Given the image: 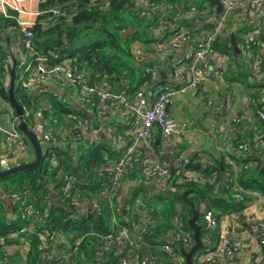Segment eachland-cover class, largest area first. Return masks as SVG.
Here are the masks:
<instances>
[{
	"label": "built area",
	"instance_id": "2783aa9c",
	"mask_svg": "<svg viewBox=\"0 0 264 264\" xmlns=\"http://www.w3.org/2000/svg\"><path fill=\"white\" fill-rule=\"evenodd\" d=\"M23 1L27 0H0L1 11L6 15L8 6L21 13L25 10ZM219 1L220 12L209 0H190L189 8L178 11L166 0H132L141 17L156 19L148 27L152 39L147 42L136 39L130 43L133 57L138 61L152 57L156 62L160 61V65L143 68L145 78L135 89L129 79L120 80L116 87L92 82L71 58L61 59L55 51L42 54L33 48L31 28L37 17L49 12L42 22L47 25L55 16L65 15L62 6L35 9L31 11L33 17L30 20L15 17L17 25L10 26L7 35L11 43L23 44V50L15 48L13 51L17 59L18 82L33 94L39 93L48 83H58L61 90L53 88L55 97L67 107L76 104L80 111V114L72 110L63 113L60 121L49 114L43 117L39 108L22 106L23 118L38 140L63 148L69 145L76 151L72 161L62 162L56 155L52 157L55 177L62 182L61 194L55 196V201L70 206L77 216H98L106 210L110 229L108 233L55 234L54 240L49 242L39 229V222L45 217L41 194L36 192L22 197L3 188L0 206L4 208L8 202L22 203V215L28 224L16 232L0 233V264L10 256V244L18 241L26 246L32 236L37 239L36 249L42 252L40 259L52 264H105L111 255L117 256H114L116 264H160L156 252L144 249L145 236L153 233L152 209L144 204L141 193H136L134 203L137 208L134 210L143 215L139 218L131 216L123 198L126 176L133 170L137 176L128 191L134 194L131 189L138 187L133 186L140 182L139 190L145 187L143 185L148 186L149 192L144 193L146 198L151 194L181 193L184 190L182 184L187 182L209 183L214 185V191H229L241 208L221 213L218 219L217 210L208 208L205 202L200 203L198 212L202 214L208 232L200 237L203 246L192 258L199 264H264V190L238 183L241 172L264 165V0ZM87 3L103 9L108 0H89ZM232 34L239 47L235 54L239 59L232 58L234 54L230 48L233 46L229 42ZM219 40L228 45L215 48ZM5 61L11 63L10 53ZM242 75L250 82L247 86L250 90L242 96L245 113L233 108L237 89L243 83L232 78L240 76L241 79ZM209 81H215L231 100L229 117L224 121L214 115L212 119V114L220 112L223 105L208 95L205 85ZM65 90H70V94L63 96L61 93ZM195 92L204 97L205 113L210 116L207 133L211 134L215 152L222 156L219 173L193 170L188 166L190 151L182 150L177 144L184 137L193 136L194 126L192 121L191 125L171 116L169 104L177 97ZM110 115L119 117L126 128L121 133L118 122L103 138L98 132L104 130L103 122ZM3 118L4 112L0 110L3 139L0 166L6 167L12 159H26L32 150L17 128V116L6 126L2 125ZM103 140L109 151H103L99 160L91 163L92 178L83 181V185L96 186L94 190L84 192L79 188L76 173L64 164L75 168L78 154ZM156 140L162 141L161 150H157ZM180 216L169 217L170 228L159 233L154 238L156 245L149 247L175 264L185 259L181 250L189 251L195 243ZM213 232L216 234L214 239L211 237ZM85 243L91 246L92 255L79 263L78 255L83 252L81 244Z\"/></svg>",
	"mask_w": 264,
	"mask_h": 264
},
{
	"label": "trees",
	"instance_id": "16d2710c",
	"mask_svg": "<svg viewBox=\"0 0 264 264\" xmlns=\"http://www.w3.org/2000/svg\"><path fill=\"white\" fill-rule=\"evenodd\" d=\"M88 1L42 0L40 2L41 10L62 6L61 9L65 11V15L55 16L52 22L47 25H43L42 22L47 19V16L50 14L49 12L42 13L37 17L35 24L31 28L34 33L33 48L42 54L55 51L61 59L71 58L78 69L84 70L89 75L90 81L92 82L97 81L116 87L121 79H129L132 89H135L145 78L143 76V68L153 63L136 60L133 57L129 45L136 39L143 42L152 39L148 27L150 24H154L156 19L153 17H141L135 10L132 0H108V5L103 9L94 5L88 6ZM166 1L173 3L174 9L177 11L190 7L188 5L190 0ZM16 13L15 10L10 8L7 10L6 15L0 12V28L3 31L8 26L17 25L15 19L17 16ZM3 41L4 39L2 37V41H0V93L8 100L5 87L8 86L6 75L9 73V63L4 61L7 51L4 49ZM222 44L228 45V42L224 43L223 40H219L216 42L215 48L219 49ZM227 47L230 48V45ZM230 50L234 55L236 54L234 48H230ZM137 68L139 69L138 71ZM17 71L18 67L16 66L15 74H18L16 73ZM241 77L245 78V75ZM233 79H240V76H235ZM14 94L20 105L26 106L27 108L31 107L32 109L39 97H47L52 108L50 111H42L45 117L48 114H54L62 121L63 113L65 114L70 110H74L73 106L67 107L66 104L61 103L53 92L48 91V89L43 88L39 94H33L28 87L18 82L17 75H15ZM76 111L80 114V111L77 109ZM23 137L33 152L30 142L25 136ZM38 141L42 148L40 165L0 177V190L3 188L10 189L11 191L19 193L22 197L36 192L41 194L44 202L43 209L45 217L43 222H39V229L49 242L54 240L55 234L64 235L67 232L76 234L87 231L108 233L110 224L108 223V212L106 210L98 216H77L75 212L71 211L70 206L55 201V196L61 194L60 187L62 186V182L55 177V161L52 163L51 159L56 155L62 162H67L72 161V155L68 148H63L54 143ZM103 151H109L104 140L96 145L90 146L84 153L81 150L80 152L82 153L78 154L79 157L76 160L77 166L75 168L64 164L65 167L76 173L80 180V190L85 192L88 189H95L96 185L87 187L83 185V181L91 180V163L98 161ZM197 159L196 155H193L188 163V166L193 170L206 173L211 171H218L219 173L222 170V165L218 160L216 162L214 161L213 164H203ZM28 161L32 160L22 159L6 167L0 166V170ZM240 183L243 187H255L264 190V165L242 172ZM182 188L184 191L187 190V198L193 202L197 210L200 209L201 202H205L208 208L217 210V219L221 213L229 210H239L241 208L239 201L234 196H230L229 191H219L218 189L214 191V185L212 184L205 183L198 185L193 182H187L182 184ZM145 189L142 188L139 191ZM134 198L135 193L131 197L132 202ZM150 199L157 202L159 206L155 207L152 211V217L155 221L153 233L145 236L146 243L144 249L156 252L159 255L160 264H175L165 257L163 253H158L155 249H152L153 247H149L156 245L154 238H157L159 232L162 233L164 231L163 228L170 227L168 218L175 214L182 216L185 222V228L192 234L193 238V230L187 224L188 219L192 215V209L188 202L184 199H179L177 194H155L148 200ZM142 200L147 207H151L145 197ZM45 202L49 204L46 209ZM176 203L180 205L179 211L175 208ZM22 208H24L22 203L10 202L5 204L4 208L0 206L1 234L16 232L28 223L27 219L22 215ZM10 216L13 218L8 219ZM199 219L201 222H199ZM199 219L198 223L201 226L200 237H202L208 231L205 229V223L201 213H199ZM124 223L129 226L128 222ZM215 236V232L211 233L213 239ZM36 244L37 239L32 236L27 241L26 246H23L25 256L21 255L24 258L22 263L52 264L50 261L40 259L42 252L36 249ZM81 248H83V252L78 255L79 263L89 259L90 255H92L91 246H88L87 243L81 244ZM65 249L70 250L69 247H65ZM191 261L192 264H199L194 258ZM111 264H116V262L113 261ZM178 264H187L186 259Z\"/></svg>",
	"mask_w": 264,
	"mask_h": 264
},
{
	"label": "crops",
	"instance_id": "0c3cea01",
	"mask_svg": "<svg viewBox=\"0 0 264 264\" xmlns=\"http://www.w3.org/2000/svg\"><path fill=\"white\" fill-rule=\"evenodd\" d=\"M38 2H39L38 0H27L26 2L23 1L22 4L24 5L25 10L21 11V13H18L15 10L17 12L16 13L17 14V17L19 19H22V20H28V19L30 20V19H32L33 15L31 14L32 13L31 11H34L35 9H38V8L40 9V3H38ZM2 7L3 6H2V4L0 2V12L1 13H3L1 11ZM8 9H9V7L7 6L5 8V10L7 11ZM9 27L10 26H8L6 28V30H4V31L0 28V34L2 33V37L4 39V41H3L4 49H5V51H7V54L10 53V46H9V43H7V40H6V37H5L4 33L8 34L7 33V30H8ZM234 33H236V31H233V34ZM229 42L231 44V36H229ZM20 43L21 42H17L16 44L10 43L11 44V47H12V50L15 51V48L20 49V47H19V44ZM236 43H237V40H236ZM238 52H236V54ZM152 58H149V59H147L145 61H141V62H145V63L146 62H151V63H153L155 65H160V61L159 62H156V59H152ZM232 58L233 59H239L240 57H237L236 55H233ZM10 66H11V63L9 64V68H8L9 73H7V75H6L7 82H8V86H6L5 89L7 90V94H8V87H9V82H10ZM138 70L139 69L137 68V71ZM234 81H238V80H234ZM239 81H241L243 83V86H241V87L239 86L238 89H237V94H236V100L237 101H240V99L242 98L243 93L245 91L250 90V88L247 87V86L250 85V82H247V80L245 78H241V79H239ZM54 87H56L55 90H61V89H59V84L58 83H54V82L53 83H48L47 85H45V87H42V88L48 89V91H53V88ZM205 87L208 90V95L209 96H211V95L214 96L223 105V109L220 112H216V114H212V116L214 115L219 120H223V121L226 120L229 117V114H228V112L230 110L229 104L231 103V100H228V97H227L228 96V93L225 92V91L221 92L220 91L221 88H219L217 86V84H216L215 81L214 82L213 81L207 82L206 85H205ZM36 92H34V94H39V93H36ZM59 92H61V91H59ZM70 92H71L70 90H65L61 94L63 96H66V95H69ZM198 95H199V92L188 93L187 95H185L183 97H177L173 102H171L169 104L168 112L170 113L171 116H173L177 120H186L188 123H191V125H192V122H193V126H194L193 134H192L193 136L192 137H188V136L187 137H184L182 139L181 143H177V144H178L179 148L182 147V150H184L186 148L188 151H190V153H189L190 154V160H191V157L193 155H196V157L198 158L197 160L200 161V162H202L203 164H206V163L213 164L214 161L216 162L218 160L220 162V164L222 165V163H221L222 156L219 155V154H217L215 152V150H214V148L212 146V137H211V134L207 133L208 132V126H209V123H210V116H208L205 113L204 103L202 102V99L204 97L201 96V95H199V96ZM39 101H40V105H39ZM233 102H235V101H233ZM243 103H244V101H243ZM184 104H187L188 107L189 106H192L196 111H198L200 114H202L204 116V120L206 121V123L203 122V120L200 117L195 118V117H189V116L184 115V113H186V108H185ZM198 104H200V107L199 108H198ZM76 106H77L76 104L73 106L74 107V110H72V111L77 113V111H76V108L77 107ZM51 108H52V105L49 103L47 97H45L43 99H42V97L41 98L39 97V99L37 100V103L35 104V106H34L33 109H38V111H40L42 113L43 110L50 111ZM233 108H234L235 111H237L239 113H245L244 107H242V101L240 103H238V104L235 102ZM0 110L2 112H4V118L2 120V125H5V126L6 125H9L10 121H12V119L14 118V116H17V119H18V115L16 114L13 106L11 105V103L9 101V98H8V100H6L1 95V93H0ZM9 110H10V114L8 115L7 113H8ZM52 112H53V110H52ZM49 115H51V114H49ZM176 115H178V116H176ZM51 116L58 118V116L57 115H54V114H52ZM197 121H199V123L201 124L202 127H204V128L206 127L207 128V131H204V129H202L199 125H197L196 124ZM118 122H119V126H120L119 130H120L121 133H123L122 131L126 127L121 125V119L119 117H113L112 115H110L109 118L106 119L103 122V125L102 126L104 127V130L101 129L100 131L103 133V136L105 138H106V131L111 126L115 125ZM161 142H159V141L156 142V144L158 145L157 146V150L158 149L161 150V147H162L160 145ZM66 146H67L68 150L70 151V154L72 156L73 155L76 156V153H75L76 151L75 150H72V148L69 145H66ZM2 147H3V139H2V136L0 134V152H1ZM33 152L31 151L30 154L28 156H26L25 158L26 159H29V160H33V158H34L33 156H35L33 154ZM205 157H207V158H205ZM12 161H15V163L18 162V161L14 160V159H12ZM51 161L53 163L55 160L54 159H51ZM135 172H136V170H133V172H131L129 175L126 176V179H125V191L123 192V198L125 200V203H127L128 206H129V209H130L129 212H132V215L131 216H136V217L139 218V217H142L143 214L137 213V211L134 210V208H137V205L134 203V201L132 202L131 197H132L133 194H131V192L128 191V189L130 188V186L132 184H134V180L136 179V176L137 175L135 174ZM241 174H242V172L238 176V183L242 186V184L240 183ZM139 184H140V182H138L137 185H134L133 186V187H136V186H138V187L132 188L131 190H134V193L135 194L136 193H139V194L141 193L140 198L142 199L143 197H145L144 196V193L149 192V191L145 189V190H143V191L140 192L139 191V187L142 186V185H139ZM143 186H145L144 188L148 187L147 185H143ZM142 188H140V189H142ZM253 189L260 190V189L255 188V187H253ZM181 193H178L177 194V197ZM151 196H152V194L149 195V196H147V198L146 197L145 198L148 200L149 198H151ZM186 197H187V195H186ZM45 203L47 204V205L45 204V209H46L49 206V204L47 202H45ZM148 204H150V206H151L150 208L149 207L148 208L149 209H152V211L155 209V207H158L159 206V204L157 202H155V201H152V199L148 200ZM43 205H44V202H43V199H42V206ZM175 208H176L177 211H179L180 210V205L178 203H176L175 204ZM152 211H151V214H152ZM10 218H13V217L12 216L8 217V219H10ZM35 226H38V224L35 225ZM169 228H170L169 226L166 227V228H163L164 229L163 232H165V230H168ZM8 250L10 252L9 253L10 256L8 257V260H5L2 264H23L22 261H23L24 258H23V256L21 257V255H24V250H23V245L22 244L20 245L18 241H15L14 244H10L9 245ZM61 250H64V248H62ZM110 253L113 254L112 252H110ZM114 256L117 258L116 255H114ZM114 256L111 255L108 258V261L105 264H111L113 261H115V257ZM101 264H104V263H101Z\"/></svg>",
	"mask_w": 264,
	"mask_h": 264
},
{
	"label": "water",
	"instance_id": "95a60500",
	"mask_svg": "<svg viewBox=\"0 0 264 264\" xmlns=\"http://www.w3.org/2000/svg\"><path fill=\"white\" fill-rule=\"evenodd\" d=\"M212 4L216 5V11L220 12L222 9L221 3L219 0H209ZM7 43H9L10 46V57H11V66H10V82H9V87H8V98L9 101L11 103V105L13 106L16 114L18 115V124H17V128L22 132V134L28 139V141L30 142L31 147L33 148L34 151V159L32 161H28V162H24L21 164H16L13 166H10L8 168L5 169H1L0 170V177L6 176V175H10L14 172L20 171V170H25L28 168H32V167H36L38 165H40L41 163V157H42V148L40 145V142L38 141L37 137L35 136V134L33 133V131L30 129L28 123L26 122V120L23 118V109L22 106L20 105V103L17 101L15 94H14V87H15V68H16V63H17V59L16 56L12 50L11 47V41L8 37V35L6 33H4ZM231 45L233 46L234 50L236 52L239 51V47L236 43L235 37L232 34L231 35ZM20 50H23V44L20 43L19 44ZM161 75L164 76V72L161 71ZM197 125H199L202 129H204V131H207V128L202 127L201 124L199 123V121L196 122ZM99 134L101 136H103V133L99 130ZM158 140H156L157 142ZM187 190L183 191L181 194L178 195L179 199H184L188 202V204L190 205L191 209H192V215L191 217L188 219L187 223L189 225V227L193 230V238H194V245L192 246V248L189 251H184L181 250V253L184 255L185 259H186V263L187 264H192V256L194 254V252L201 248L203 246V243L200 239V232H201V226L198 223V219H199V212L198 210L194 207V204L191 200H189L187 197ZM90 217V215H88Z\"/></svg>",
	"mask_w": 264,
	"mask_h": 264
},
{
	"label": "rangeland",
	"instance_id": "374dc122",
	"mask_svg": "<svg viewBox=\"0 0 264 264\" xmlns=\"http://www.w3.org/2000/svg\"><path fill=\"white\" fill-rule=\"evenodd\" d=\"M0 41H2V33L0 34ZM43 98H45V96H42V99ZM38 100V99H37ZM41 101V100H40ZM40 101H39V105H40ZM43 101V100H42ZM242 101V98L240 99V101H237L236 99H235V102L238 104V103H240ZM202 102L204 103V98L202 99ZM184 106H185V108H186V113H184V115H186V116H189V117H195V118H197V117H200L202 120H203V122H205L206 123V121L204 120V116L202 115V114H200L198 111H196L192 106H189L188 107V105L187 104H184ZM200 107V104H198V108ZM8 115L10 114V110L8 111V113H7ZM176 116H178V115H176ZM212 119H214V117L212 116ZM205 158H207V157H205ZM12 163H15V161H12L11 160V163H9L8 165H10V164H12ZM199 222H201V220L199 219ZM75 233H69V235H74Z\"/></svg>",
	"mask_w": 264,
	"mask_h": 264
}]
</instances>
